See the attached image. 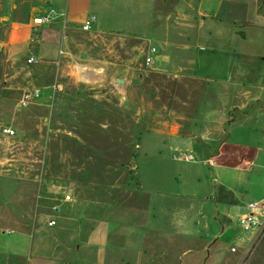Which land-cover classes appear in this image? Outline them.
<instances>
[{
  "label": "crops",
  "instance_id": "0c3cea01",
  "mask_svg": "<svg viewBox=\"0 0 264 264\" xmlns=\"http://www.w3.org/2000/svg\"><path fill=\"white\" fill-rule=\"evenodd\" d=\"M130 3L149 11L150 35L161 40L162 55L157 50L152 65L175 71L180 86L189 79L199 88L195 96L180 98L187 108L174 106L171 120L154 128L142 124L139 145L143 168L159 165L156 153L162 151L200 156L201 164L177 161L188 172L181 182L171 179L190 192L168 193L155 176L109 173L106 168L117 167L115 159L97 161L99 169L88 171L83 159L65 162L62 176L70 185L55 202L38 193V176L1 175L0 264H263L264 210L258 212L261 230H242L239 218L249 203L264 202V143L254 139L257 120L264 119L262 61L245 62L240 47L252 36L264 39V0ZM50 9L57 18L35 26L33 19ZM92 10L100 15L84 31ZM102 10L93 0H0L2 96L7 93L18 105L25 91L40 88L42 98L33 105L53 101V84L68 75L63 61L72 54L63 50L66 40L93 30L120 33L111 26V13ZM148 29L141 24L125 35L145 39ZM31 56L39 59L36 64L26 61ZM242 134L250 136L245 145ZM206 166L215 177L210 175L204 189ZM214 183L220 186L216 204ZM52 220L55 226H49Z\"/></svg>",
  "mask_w": 264,
  "mask_h": 264
},
{
  "label": "rangeland",
  "instance_id": "374dc122",
  "mask_svg": "<svg viewBox=\"0 0 264 264\" xmlns=\"http://www.w3.org/2000/svg\"><path fill=\"white\" fill-rule=\"evenodd\" d=\"M93 2L103 7L105 15L111 13L115 20L110 23L111 26L124 34L98 35L93 30L68 38L63 48L72 54L63 61L66 65L64 72L68 75L58 77L56 82L62 84L63 90L55 94L53 101L20 108L14 97L7 93L2 96L5 84L0 80V160L4 161L0 165V176H38L42 182L36 183L38 193L55 202L70 185L62 176L67 169L65 162L83 159L86 163L84 170L88 171L99 169L97 161L115 159L117 167L106 168L109 173L155 176L161 179L168 193L190 192L181 188L182 183L176 184V179L181 182L187 174L188 166L172 159L175 151H162L161 155L156 153L158 167L151 165L143 168L141 164L146 158L139 145L142 124L154 128L158 121L171 120L174 106L176 109L187 108L180 103V98L195 96L199 88L195 86V81L189 79L184 81L187 85L180 86L173 76L175 71L165 72L159 63L145 64L144 58L151 46L158 50L157 55H162L161 40L151 36L148 29L149 11L139 12L141 7L130 3V0ZM91 14L96 18L100 15L98 10H92ZM141 24L148 29L143 34L145 39L125 35ZM240 47L245 62L256 58L262 61L260 66L264 79V39L257 42L252 36ZM259 48L261 53L257 52ZM85 69L92 74H86ZM25 70L26 66H22L19 71ZM257 123L254 139L260 137L264 143V119L259 118ZM4 128H12L15 135L8 137L3 133ZM241 138L240 143L245 145L250 136L242 134ZM232 151L236 153L238 150L233 148ZM192 155L201 164L200 156ZM132 161L134 168H131ZM228 161L232 163L231 159ZM212 169L210 166L202 169V176H206L204 189L211 180L210 175L214 176ZM172 178L175 180L172 181ZM147 185L149 183L146 182ZM219 188L214 183L213 204L217 202Z\"/></svg>",
  "mask_w": 264,
  "mask_h": 264
},
{
  "label": "built area",
  "instance_id": "2783aa9c",
  "mask_svg": "<svg viewBox=\"0 0 264 264\" xmlns=\"http://www.w3.org/2000/svg\"><path fill=\"white\" fill-rule=\"evenodd\" d=\"M58 12L55 9H50L40 16L36 17L33 19V24L35 26H42L50 23L52 20L57 18ZM95 20L94 16L89 17L85 24L82 26V30L84 31H89L91 29V26ZM157 52L156 48H151L149 55L145 58V64L147 66H150L153 64L154 59L153 56ZM38 58L36 56H31L28 58V64H36L38 62ZM53 90L55 93L61 92L63 90V86L60 83H56L53 86ZM43 92L42 89L40 88H34L31 90L25 91L19 102L18 105L21 108H25L29 106L30 104L35 103L36 101H39L42 98ZM3 133L6 134L7 136H13L15 135V131L12 128H4ZM173 159L176 161H195L196 158L192 154H188L185 152H178L174 154ZM65 200L69 201L71 199L70 195L65 196ZM248 212L244 215H242L239 218V226L241 227L242 230L246 232H250L252 230H261V224L258 219V212L261 210H264V202H251L247 206ZM53 210L57 212L59 210V204H56L53 206ZM49 226H55L56 221L52 220L49 223Z\"/></svg>",
  "mask_w": 264,
  "mask_h": 264
},
{
  "label": "water",
  "instance_id": "95a60500",
  "mask_svg": "<svg viewBox=\"0 0 264 264\" xmlns=\"http://www.w3.org/2000/svg\"><path fill=\"white\" fill-rule=\"evenodd\" d=\"M119 81L123 82V80H119Z\"/></svg>",
  "mask_w": 264,
  "mask_h": 264
}]
</instances>
